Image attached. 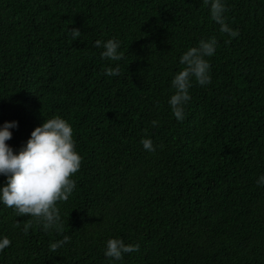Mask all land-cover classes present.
I'll return each instance as SVG.
<instances>
[{"label": "trees", "instance_id": "16d2710c", "mask_svg": "<svg viewBox=\"0 0 264 264\" xmlns=\"http://www.w3.org/2000/svg\"><path fill=\"white\" fill-rule=\"evenodd\" d=\"M225 4L237 38L205 0H0V125H19L7 143L59 116L82 157L59 230L0 204V264H264V0ZM213 37L212 82L193 80L178 121L180 57ZM109 39L119 61L95 47ZM112 238L139 251L113 262Z\"/></svg>", "mask_w": 264, "mask_h": 264}, {"label": "clouds", "instance_id": "9594fccd", "mask_svg": "<svg viewBox=\"0 0 264 264\" xmlns=\"http://www.w3.org/2000/svg\"><path fill=\"white\" fill-rule=\"evenodd\" d=\"M205 2L210 3L211 19L220 25V31L237 38L239 31L226 23L225 0ZM73 32L79 34V30L73 29ZM95 47L102 49L100 55L103 59L119 61L122 58L120 43L115 39L97 40ZM216 47L217 40L213 37L201 40L198 46L181 55L179 62L184 68L171 81L175 93L169 99L172 113L178 121L184 119V105L191 99L189 89L193 80L200 86L211 84V65L206 57L214 56ZM118 74V66L105 70L107 76ZM152 123L156 126L157 121ZM18 126V121H5L0 125V176L6 178L4 185L0 186V204L13 209L18 216L35 218L45 231L59 230L61 217L57 205L67 201L75 190L76 183L72 177L79 171L82 161L76 150L73 128L59 116L44 120L31 132L19 151H15L7 141L13 136L11 130ZM141 144L146 151H156L150 138L142 139ZM257 184L264 187V175L258 178ZM31 227V223H26L24 232L27 233ZM70 240L66 235L62 240L51 243L50 250L56 251ZM10 244L9 238H0V252ZM135 251H139L138 244H125L122 239L112 238L107 241L104 254L115 262L122 260L124 254Z\"/></svg>", "mask_w": 264, "mask_h": 264}]
</instances>
